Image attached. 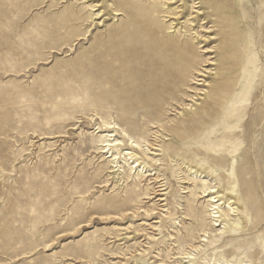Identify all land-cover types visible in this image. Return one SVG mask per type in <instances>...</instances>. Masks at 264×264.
Segmentation results:
<instances>
[{
	"label": "rangeland",
	"instance_id": "rangeland-1",
	"mask_svg": "<svg viewBox=\"0 0 264 264\" xmlns=\"http://www.w3.org/2000/svg\"><path fill=\"white\" fill-rule=\"evenodd\" d=\"M119 2L0 0V264H175L178 245L210 228L193 217L204 216L205 183L184 184V166L209 176L241 220L209 233L190 263L264 264V222L247 232V133L264 140V0H243L244 16L235 6L231 27L206 0H134L141 12ZM155 32L211 71L203 85L187 79L152 129L132 112L139 72L132 81L126 65L155 52ZM129 138L150 144L135 152L158 182L100 153L113 139L133 151ZM124 204L142 209L121 217Z\"/></svg>",
	"mask_w": 264,
	"mask_h": 264
},
{
	"label": "bare ground",
	"instance_id": "bare-ground-1",
	"mask_svg": "<svg viewBox=\"0 0 264 264\" xmlns=\"http://www.w3.org/2000/svg\"><path fill=\"white\" fill-rule=\"evenodd\" d=\"M207 4L211 5L217 11L225 12L228 27H231L237 24L235 19V6L238 7V10L245 15L243 8V0H206ZM117 11H122L124 8H136L138 11H142L143 8L137 7L134 3V0H120L118 3ZM148 14L153 18L155 13V5L152 4L148 8ZM155 30V29H154ZM156 32L154 33V41L156 43L155 52L150 51L142 54L135 60V64L128 63L127 66V76L131 79L130 73L132 71H138L139 75L136 77V83L132 89L133 97L130 101L132 104V112L134 115H139L145 117L148 120H151L150 125L152 129L162 128L163 125L159 124L162 109L165 105H168L169 101H173L176 97V94L179 92L180 87L185 84L187 79L191 82H196V86L203 85L199 84L198 77H203V73H210L211 69L201 71L199 68L195 67L194 59L190 54L186 43H180L176 40L171 41H160L157 40ZM210 65H213L211 63ZM209 71V72H207ZM132 80V79H131ZM133 81V80H132ZM201 89H195V91L201 92ZM194 96L190 98L193 100ZM186 106V105H185ZM134 107V108H133ZM258 111V110H257ZM259 114V113H258ZM257 114V116H258ZM263 114H261L262 116ZM153 120V121H152ZM257 119L253 122V128L259 126L256 122ZM155 121V122H154ZM106 129H114V123H103ZM176 126L173 127L175 132ZM158 131H154L152 134H156ZM157 138V136H154ZM131 141L130 145H133V151H126L122 154L117 151V146L121 143L118 139L105 140L104 143L100 146L101 154H106L107 158L111 159L110 163L113 165L112 168L118 167V160L121 158L123 162L132 160L129 167V177L131 175H136L139 179L146 181L158 182L159 176L156 175V172H153L150 169H147L145 165H142L143 162H140L138 158V153L135 152V149L146 153L151 151L148 143L146 141L135 143ZM264 140L258 142L255 139L249 137L247 133V232L253 233L261 231L263 228L264 222V145L261 143ZM252 143V146H251ZM143 146L145 150H143ZM116 151H112V150ZM146 151V152H144ZM152 155V156H149ZM149 156L150 163H158L160 160L156 159V155L147 154ZM126 158V160H125ZM159 165V164H158ZM180 166V165H179ZM180 172L184 170L185 174L188 175L187 178H183L184 184L192 181L194 184L198 180H202L205 183V187L200 189L198 195L196 196L198 200H203L205 213L203 214H194L195 209L188 207L190 213L194 214V219L199 222V224L204 225L206 220L210 222V228L201 230V233L198 235V242L196 245L190 243L187 245H178V256L180 261H177L175 264H192L190 263L195 258V254L199 253L201 250V243L206 241V238H210L208 234H214V236L224 235L226 229H239L241 226V220L239 217L240 210L234 205V201L231 198H226L223 194L219 192L217 187L212 183V180L209 176L202 175L196 170L189 169L188 167H179ZM148 178H150L148 180ZM150 183V182H149ZM153 183V182H152ZM161 190L165 191L166 188L163 185L159 186ZM154 190V189H153ZM164 194H161L163 196ZM146 198L150 197V194H146ZM152 196V195H151ZM148 198V199H149ZM153 199V198H151ZM166 199H161L160 201H165ZM127 203V202H126ZM162 205L161 207H165ZM142 207H128V205L123 206L120 216L129 215L131 212L132 215L136 214ZM156 207L153 208H144L142 213L155 215ZM162 210V212H164ZM231 223L229 224V222ZM153 225V228H155ZM229 225H231L229 227ZM155 230V229H154ZM172 236V235H171ZM249 237V238H251ZM153 238V237H151ZM250 244H253L252 241H249ZM248 244V246H251ZM95 253H90V256H93ZM187 259L186 262H182ZM217 264H225L223 261L218 262Z\"/></svg>",
	"mask_w": 264,
	"mask_h": 264
}]
</instances>
